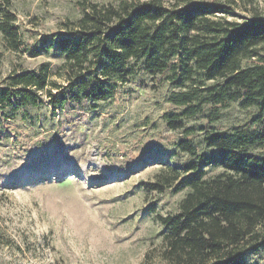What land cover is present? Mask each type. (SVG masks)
<instances>
[{
    "label": "rangeland",
    "instance_id": "374dc122",
    "mask_svg": "<svg viewBox=\"0 0 264 264\" xmlns=\"http://www.w3.org/2000/svg\"><path fill=\"white\" fill-rule=\"evenodd\" d=\"M121 1L13 0L22 48L10 49L0 31V86L15 71L44 63L64 83L55 71L64 61L58 41L67 25L82 17L86 4ZM162 1L221 3L235 19L250 17L254 8L264 14V0ZM174 90L165 75L139 71L95 110L84 101L54 111L41 92L40 105L1 111L0 264H165L166 230L158 215L176 213L187 190L171 184L160 192L153 184L167 182L190 159L177 143L187 139L200 153L217 155L204 143L206 130L258 128L255 108L231 102L204 105L184 129L173 130L164 115L183 110L169 101ZM252 152L264 154V146ZM220 171L210 167L208 176ZM242 260L264 264V247Z\"/></svg>",
    "mask_w": 264,
    "mask_h": 264
},
{
    "label": "trees",
    "instance_id": "16d2710c",
    "mask_svg": "<svg viewBox=\"0 0 264 264\" xmlns=\"http://www.w3.org/2000/svg\"><path fill=\"white\" fill-rule=\"evenodd\" d=\"M12 1L0 0V31L18 51L22 41ZM253 10L235 19L232 7L221 3L86 4L58 41L64 61L55 74L64 83L52 79L47 63L15 71L0 86V112L40 105L41 92L54 111L84 101L95 110L139 71L165 75L177 90L169 101L182 112L164 115L173 130L184 129L204 105L255 108L258 128L206 130L204 143L217 155L179 141L190 159L167 182L153 184L160 192L171 184L177 192L187 190L176 213L158 215L166 230L165 264H245L246 251L264 247V154L252 152L264 146V14ZM210 167L221 171L208 176Z\"/></svg>",
    "mask_w": 264,
    "mask_h": 264
}]
</instances>
